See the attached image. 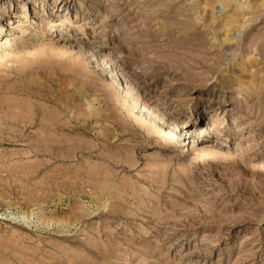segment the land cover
Wrapping results in <instances>:
<instances>
[{
    "label": "rangeland",
    "instance_id": "rangeland-1",
    "mask_svg": "<svg viewBox=\"0 0 264 264\" xmlns=\"http://www.w3.org/2000/svg\"><path fill=\"white\" fill-rule=\"evenodd\" d=\"M0 218V264H264V0H0Z\"/></svg>",
    "mask_w": 264,
    "mask_h": 264
},
{
    "label": "bare ground",
    "instance_id": "bare-ground-1",
    "mask_svg": "<svg viewBox=\"0 0 264 264\" xmlns=\"http://www.w3.org/2000/svg\"><path fill=\"white\" fill-rule=\"evenodd\" d=\"M1 216H3V215H1ZM2 218H0V220H1Z\"/></svg>",
    "mask_w": 264,
    "mask_h": 264
}]
</instances>
